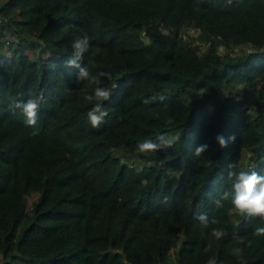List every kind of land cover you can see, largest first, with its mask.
I'll list each match as a JSON object with an SVG mask.
<instances>
[{
	"label": "trees",
	"instance_id": "obj_1",
	"mask_svg": "<svg viewBox=\"0 0 264 264\" xmlns=\"http://www.w3.org/2000/svg\"><path fill=\"white\" fill-rule=\"evenodd\" d=\"M85 34L118 77L99 128L66 65ZM263 86L264 0H0V264H264V221L214 204L229 163L264 175ZM41 96L34 127L9 107Z\"/></svg>",
	"mask_w": 264,
	"mask_h": 264
},
{
	"label": "clouds",
	"instance_id": "obj_2",
	"mask_svg": "<svg viewBox=\"0 0 264 264\" xmlns=\"http://www.w3.org/2000/svg\"><path fill=\"white\" fill-rule=\"evenodd\" d=\"M92 37L87 34L80 38H76L71 43L73 49L72 58L66 61V65L69 68L76 69L77 82L88 81L94 88L91 93H86L83 96L84 101L92 105L86 113V119L92 128H99L108 116V111L103 106V102L107 101L111 97V92L118 85L115 83V79L112 71H101L95 75L90 72L87 65H82L80 61L84 58L85 54L89 52L91 47ZM100 51L99 48L96 49ZM111 81V88L104 86L103 81ZM66 91H72L66 89ZM43 97L36 99L29 98L27 101L16 102L9 107L13 112L17 110L24 117V122L28 126H35L37 121V111L39 107V100ZM167 99L165 96H153L143 100L144 104H150L153 101L163 102ZM167 124L171 125L172 120L169 118ZM35 134V133H34ZM181 138V133L175 135H159L155 140L145 139L143 142L137 144L138 153H153L157 151H163L172 147ZM235 137H228L225 140L222 136L216 137V142L220 148L227 147L228 143L233 141ZM208 148L207 144H201L192 150L193 155L196 157L201 156L206 152ZM227 182L228 187L218 195V198L214 201L216 207H223V202L228 201L232 205V210L239 216L248 219L249 221L259 218L264 221V175L257 173L256 171H248L242 168H238L236 164L229 163L227 165ZM201 227L208 228L209 222L205 215L198 217ZM254 234L259 237L264 235V226H258L254 228ZM227 235V232L222 228H213L210 232L212 240L219 241ZM237 244H244L245 241L242 237H234ZM212 247L209 243L204 251L208 252ZM231 254L234 256H241L243 249L241 247H234L231 250ZM208 264H215L214 259H210Z\"/></svg>",
	"mask_w": 264,
	"mask_h": 264
},
{
	"label": "rangeland",
	"instance_id": "obj_3",
	"mask_svg": "<svg viewBox=\"0 0 264 264\" xmlns=\"http://www.w3.org/2000/svg\"><path fill=\"white\" fill-rule=\"evenodd\" d=\"M42 53H43V56H46V55H47L46 52H42ZM3 54L6 55V56H9V51H8V48H7V47L5 48ZM263 90H264V86H263ZM255 91H256V90H255ZM251 97H252V99H253V96H251ZM36 196H37L36 193H33V194H31L30 196H28V197L26 198V203H27V205H29V204L31 203V201H32L33 199L36 198Z\"/></svg>",
	"mask_w": 264,
	"mask_h": 264
}]
</instances>
